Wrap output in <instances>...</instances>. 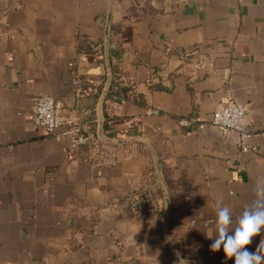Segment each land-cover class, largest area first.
Wrapping results in <instances>:
<instances>
[{
  "label": "crops",
  "instance_id": "1",
  "mask_svg": "<svg viewBox=\"0 0 264 264\" xmlns=\"http://www.w3.org/2000/svg\"><path fill=\"white\" fill-rule=\"evenodd\" d=\"M112 56L138 101L102 102ZM38 94L93 149L34 125ZM230 99L255 149L198 126ZM262 179L264 0H0V264H234L217 202L235 221Z\"/></svg>",
  "mask_w": 264,
  "mask_h": 264
},
{
  "label": "built area",
  "instance_id": "2",
  "mask_svg": "<svg viewBox=\"0 0 264 264\" xmlns=\"http://www.w3.org/2000/svg\"><path fill=\"white\" fill-rule=\"evenodd\" d=\"M120 63L121 60L118 57H113L111 59V65L116 67V85H114L112 89L110 87L107 97V99L111 101V104L117 105L135 102L139 99L133 81L125 76V69L120 66ZM73 85L75 90L80 94L89 95L97 89L98 83L91 80L89 81L88 87H82L81 80L75 78ZM120 87L124 88L123 91L120 90ZM105 101L106 99L104 102ZM108 110L111 112L110 108ZM61 112L62 102L59 98H55L49 94H38L34 97L31 108L32 122L34 125L42 128L46 134L58 141L68 139L70 149H77L82 145L87 146L89 149H93L89 137L83 134L79 127L74 125H62ZM244 113V105L230 99L214 109L209 121L198 123V126L204 127L209 125L221 132H235L238 135V146L240 150L247 151L249 149H255V147L248 143L250 132L244 128ZM178 122L180 125L186 126L192 123L193 119L180 118Z\"/></svg>",
  "mask_w": 264,
  "mask_h": 264
},
{
  "label": "clouds",
  "instance_id": "3",
  "mask_svg": "<svg viewBox=\"0 0 264 264\" xmlns=\"http://www.w3.org/2000/svg\"><path fill=\"white\" fill-rule=\"evenodd\" d=\"M253 192L254 200L235 221L230 208L223 201L217 202L216 235L210 248L213 252L222 248L225 259H233L234 264H264V239L255 251L247 247L264 231V179L254 185Z\"/></svg>",
  "mask_w": 264,
  "mask_h": 264
},
{
  "label": "water",
  "instance_id": "4",
  "mask_svg": "<svg viewBox=\"0 0 264 264\" xmlns=\"http://www.w3.org/2000/svg\"><path fill=\"white\" fill-rule=\"evenodd\" d=\"M106 68H107V75H106V79H105V83L102 85L101 87V93L103 94V99H102V102L104 101L105 99V95H107L109 93V89H110V84H111V70H110V65L106 59ZM113 142H117L115 140H113Z\"/></svg>",
  "mask_w": 264,
  "mask_h": 264
},
{
  "label": "trees",
  "instance_id": "5",
  "mask_svg": "<svg viewBox=\"0 0 264 264\" xmlns=\"http://www.w3.org/2000/svg\"><path fill=\"white\" fill-rule=\"evenodd\" d=\"M113 58V56L111 57V59ZM110 59V60H111ZM115 68L114 66H112V73H113V76H112V84H111V89L113 88L114 85H116V81H115V78H116V75H115ZM121 90V89H120Z\"/></svg>",
  "mask_w": 264,
  "mask_h": 264
}]
</instances>
